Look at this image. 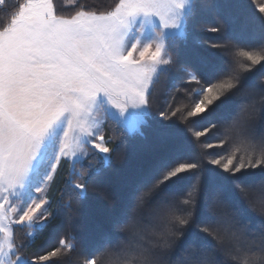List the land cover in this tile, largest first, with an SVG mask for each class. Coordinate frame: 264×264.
I'll return each mask as SVG.
<instances>
[{
  "label": "snow or ice",
  "instance_id": "snow-or-ice-1",
  "mask_svg": "<svg viewBox=\"0 0 264 264\" xmlns=\"http://www.w3.org/2000/svg\"><path fill=\"white\" fill-rule=\"evenodd\" d=\"M252 3L264 16V0ZM214 5L0 0V264H264V76L247 79L264 64V39L242 44L219 15L215 25L192 24ZM190 24L223 36L195 41L227 57V71L208 83L180 56ZM179 97L193 102L177 106ZM212 113L206 126L193 123ZM173 120L192 136L193 158L140 186L122 217L85 237V200L95 193L116 204L104 180L127 158L129 140L154 133L171 146ZM57 130L56 154L33 183ZM205 163L234 178L261 223L246 220L224 187L205 189ZM248 170L259 173L237 178ZM182 173L193 174L183 191H162Z\"/></svg>",
  "mask_w": 264,
  "mask_h": 264
},
{
  "label": "trees",
  "instance_id": "trees-1",
  "mask_svg": "<svg viewBox=\"0 0 264 264\" xmlns=\"http://www.w3.org/2000/svg\"><path fill=\"white\" fill-rule=\"evenodd\" d=\"M10 3L15 0H9ZM96 3H110L111 0H95ZM5 14L0 12V18ZM219 15L228 24V35L242 44H258L264 39V16L257 10L252 0H215L213 9H203L197 15L192 24L204 23L215 25V16ZM192 29L190 42L187 47L180 50L181 59L191 64L199 73L205 83L210 82L220 74L227 71V57L218 49L205 47L195 44L200 38H207L210 41L223 39V36L213 32H196ZM264 76V64L257 66L254 71L248 74V81H254L258 77ZM193 87H195L193 85ZM192 98L179 97L177 106L182 104H192ZM215 113L205 114L203 117L196 118L193 123L197 127H204L209 120L216 119ZM175 134V142L171 146L160 147L155 139V134H150V142L140 139H130L128 146V156L123 163L116 164L114 170L110 172L104 183L117 197L114 206H109L98 194H89L85 200L84 213V235L92 237L100 228L110 226L113 219L122 217L132 198L142 185L149 184L157 179L164 170L171 166L188 159L193 158L196 152V145L192 136L186 130L185 126L173 120L166 125ZM214 137H204L201 139H213ZM212 153H218L220 149L210 150ZM259 170H248L238 173L237 178L248 180L255 177ZM192 173H182L178 177H173L169 182L162 186V191L176 192L183 191L184 187L191 181ZM233 177L220 171L211 164H204L203 183L206 190L217 186L224 187L228 192L229 199L237 206L244 218L251 222L253 226L261 223L258 217L245 202L241 199L233 185ZM208 218L207 212L201 205L198 211V219L204 221ZM55 227L49 233L48 239L52 238ZM195 233L194 228L189 229V236ZM47 232L42 234V238ZM200 235V234H197ZM208 241L207 237H203ZM39 243V241H37Z\"/></svg>",
  "mask_w": 264,
  "mask_h": 264
},
{
  "label": "rangeland",
  "instance_id": "rangeland-1",
  "mask_svg": "<svg viewBox=\"0 0 264 264\" xmlns=\"http://www.w3.org/2000/svg\"><path fill=\"white\" fill-rule=\"evenodd\" d=\"M118 115V114H117ZM59 138V131H54L50 134L49 138L46 140L43 148V162L41 167V174L33 177V183H39L41 176L47 170L48 164L52 161L56 154L57 140Z\"/></svg>",
  "mask_w": 264,
  "mask_h": 264
},
{
  "label": "clouds",
  "instance_id": "clouds-1",
  "mask_svg": "<svg viewBox=\"0 0 264 264\" xmlns=\"http://www.w3.org/2000/svg\"><path fill=\"white\" fill-rule=\"evenodd\" d=\"M261 215H264V214H261ZM250 255H252L254 259L260 258L259 253H251ZM142 264H145V262H142ZM156 264H168V261L167 260H160V261H157Z\"/></svg>",
  "mask_w": 264,
  "mask_h": 264
}]
</instances>
